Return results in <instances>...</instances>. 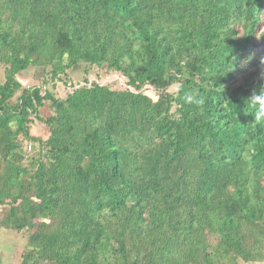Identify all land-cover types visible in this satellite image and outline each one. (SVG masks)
Instances as JSON below:
<instances>
[{
  "label": "trees",
  "instance_id": "trees-1",
  "mask_svg": "<svg viewBox=\"0 0 264 264\" xmlns=\"http://www.w3.org/2000/svg\"><path fill=\"white\" fill-rule=\"evenodd\" d=\"M262 59L264 0H0V228L28 233L22 264L264 262V124L245 104ZM80 64L127 88L74 85ZM29 68L67 98L23 86Z\"/></svg>",
  "mask_w": 264,
  "mask_h": 264
},
{
  "label": "rangeland",
  "instance_id": "rangeland-1",
  "mask_svg": "<svg viewBox=\"0 0 264 264\" xmlns=\"http://www.w3.org/2000/svg\"><path fill=\"white\" fill-rule=\"evenodd\" d=\"M31 70V71H30ZM51 69H37V68H29L26 71H29L28 77L30 80L27 82V85L30 87H37V86H47V88L50 91H55L56 95L60 99H66L69 90L68 85L65 81L60 82L59 84H56L55 87L50 86L49 83L47 85V82H45V75L47 72H49ZM71 76V83H74V85H81L85 84L86 81H89V83H98L103 86H109L113 90H124L127 88L126 86V81L123 77L119 76L118 74L111 72L108 67L102 66V67H97V66H90L86 64H80L78 67H74L72 71L70 72ZM45 84V85H44ZM71 91V90H70ZM52 113V110L50 109V106H48L44 109L40 110V116L43 118H46ZM12 127L15 128V124H12ZM31 135L35 137H39L41 139H47L49 136V129L41 121L34 120V123L31 125ZM24 148H26V155L28 158H32L37 155L38 147L30 141H23ZM29 146H32L33 149L29 150ZM12 234H15L18 236V242L21 245H24L25 249L28 245V233L27 232H22V233H17V232H11ZM255 264V263H254Z\"/></svg>",
  "mask_w": 264,
  "mask_h": 264
},
{
  "label": "crops",
  "instance_id": "crops-1",
  "mask_svg": "<svg viewBox=\"0 0 264 264\" xmlns=\"http://www.w3.org/2000/svg\"><path fill=\"white\" fill-rule=\"evenodd\" d=\"M5 71L6 68L0 66V83L5 82ZM28 72L24 71L18 75L19 81L25 87H30L27 85L30 80ZM24 251L25 247L18 242V236L0 228V264H22ZM255 264H264V262Z\"/></svg>",
  "mask_w": 264,
  "mask_h": 264
},
{
  "label": "clouds",
  "instance_id": "clouds-1",
  "mask_svg": "<svg viewBox=\"0 0 264 264\" xmlns=\"http://www.w3.org/2000/svg\"><path fill=\"white\" fill-rule=\"evenodd\" d=\"M261 62L264 64V59H262ZM261 76L264 78V73H262ZM184 99L188 103H192L193 101L198 104L204 103L202 98L197 99L194 94L188 92L185 93ZM245 104L253 109L251 113L254 117V121L264 124V87H261L258 91H253L252 94L246 99Z\"/></svg>",
  "mask_w": 264,
  "mask_h": 264
},
{
  "label": "built area",
  "instance_id": "built-area-1",
  "mask_svg": "<svg viewBox=\"0 0 264 264\" xmlns=\"http://www.w3.org/2000/svg\"><path fill=\"white\" fill-rule=\"evenodd\" d=\"M29 150H32V146H29Z\"/></svg>",
  "mask_w": 264,
  "mask_h": 264
}]
</instances>
